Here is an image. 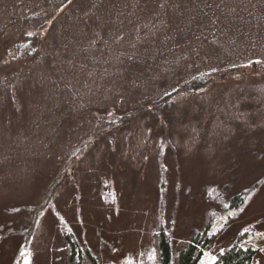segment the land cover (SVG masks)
Segmentation results:
<instances>
[{
    "label": "rangeland",
    "instance_id": "374dc122",
    "mask_svg": "<svg viewBox=\"0 0 264 264\" xmlns=\"http://www.w3.org/2000/svg\"><path fill=\"white\" fill-rule=\"evenodd\" d=\"M260 179L214 246L264 244V0H0V264H64L66 231L101 264H153L161 218L177 251L216 188Z\"/></svg>",
    "mask_w": 264,
    "mask_h": 264
},
{
    "label": "trees",
    "instance_id": "16d2710c",
    "mask_svg": "<svg viewBox=\"0 0 264 264\" xmlns=\"http://www.w3.org/2000/svg\"><path fill=\"white\" fill-rule=\"evenodd\" d=\"M232 70H235V67L233 69L197 75L174 90L164 94L159 99L137 108L130 115L135 116L150 110L162 112L163 107L166 105L170 106L173 101H178L182 97L197 93L216 80L228 77V73H231ZM236 74L238 75L239 73L236 72ZM262 181V179L256 181L249 188L242 190L230 198L226 197L227 189L225 187L216 188L212 192L211 199L217 202L220 210L213 211L211 208L206 212L202 227L192 231L188 240L181 244L177 251L173 249V233L171 234V230L166 229L161 218L156 231V247L152 255L154 258L153 264H201L203 257L212 248L217 249L213 264H256L257 256L264 251V244L256 240L254 232H239L226 243L214 246L217 236L214 227L216 221H222L220 218L222 215L231 213V211L234 213L240 212L241 208L254 197ZM24 208L27 211L30 209L29 207ZM40 210L38 215L40 214ZM31 230V228L25 230L27 238L30 237ZM3 235H6V233L0 234V241ZM64 243L66 248L64 264H101L90 247L85 243H81L72 232H64ZM23 246L25 247V242H23ZM11 264L24 263L18 259V256H15Z\"/></svg>",
    "mask_w": 264,
    "mask_h": 264
}]
</instances>
